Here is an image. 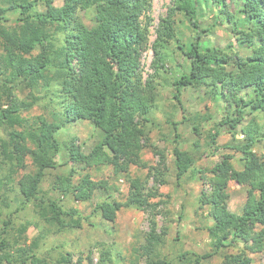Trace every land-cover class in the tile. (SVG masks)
I'll use <instances>...</instances> for the list:
<instances>
[{"label": "trees", "instance_id": "1", "mask_svg": "<svg viewBox=\"0 0 264 264\" xmlns=\"http://www.w3.org/2000/svg\"><path fill=\"white\" fill-rule=\"evenodd\" d=\"M55 1L0 0V264H51L38 255L39 243L27 244L28 230L35 227L49 237L82 228L87 217L67 207L64 200L88 202L97 192L104 199L94 211L105 221L115 222L122 209H137L149 212L151 223L134 260L125 262L123 257L113 258L109 251H103L97 264H158L167 232L158 230L161 203L152 200L162 196L158 186L166 184L167 157L146 131L158 106L159 92L154 78L145 79L142 71V52L148 48L153 22L152 0H62L60 6ZM239 1L241 8L234 12L227 0H173L167 14L159 19L152 45L156 74L173 62V45L189 62L188 75L174 82L173 99L183 112L184 88L191 87L219 102L226 100V87L238 78L250 95L219 124L228 127L236 143L231 149L242 155V169L235 167L233 155H224L211 169H199L194 156L178 146L176 136L177 180L188 177L201 181L200 205L209 210L212 220L207 228L212 253H185L181 260L188 264H203L232 248L236 253L224 254L219 264H255L251 255L264 254V0ZM211 5L218 10L215 24L225 25L238 48L248 55L233 47L204 46L203 35L208 29L201 27V9ZM80 12L86 13L91 26L79 17ZM186 22L194 32L188 42L181 31ZM110 60L124 64L121 79L111 78ZM228 68L234 72L224 71ZM52 87L61 110H54L52 119L26 116L40 100L36 93ZM25 91L29 94L23 98L20 95ZM173 117L174 113L166 122L176 130L179 123ZM78 121L89 122L98 135L88 153L75 138L65 146L58 138L66 124ZM194 132L200 135L198 126ZM220 134L217 129L210 135V147L216 151L221 148L217 145ZM258 145L263 153L255 156L253 150ZM145 149L160 158L156 167L143 160ZM62 154L68 164L98 169L110 166L116 175H124L130 184L126 199L111 201L112 191L119 193V189L106 180L96 181L86 174L75 181V170L56 175L49 189H44L47 173L58 168ZM132 166L148 170L155 186L149 189L142 179H133ZM232 183L246 190L240 213L229 209ZM31 210L36 221L27 219ZM21 213H27V220L16 224L19 217L14 215ZM88 260L93 264L91 257ZM57 263L74 264L73 254H62Z\"/></svg>", "mask_w": 264, "mask_h": 264}, {"label": "rangeland", "instance_id": "2", "mask_svg": "<svg viewBox=\"0 0 264 264\" xmlns=\"http://www.w3.org/2000/svg\"><path fill=\"white\" fill-rule=\"evenodd\" d=\"M56 5L63 4L62 0H56ZM230 10L237 12L241 8L239 0H227ZM152 11L150 17L153 20L150 27L149 45L142 52V71L144 78H154L157 85L159 98L158 106L150 116V122L147 124L146 131L160 150L167 157V173L165 176L166 184L158 186V193L162 195L152 202H159V214L156 221L159 232H167L165 244L160 249L161 259L158 264H188L185 260H181V256L185 253L197 254L205 256L212 253L210 240L208 237L207 228L212 225V220L209 217V210L201 208L200 196L204 187L201 181L185 179L178 181L176 177V169L174 165V148L176 147L175 140L179 135L178 146L182 150L189 151L196 159V167L199 169H211L216 163L222 160L224 155H233L234 165L237 169H242L240 161L242 155L231 149L236 144L229 134L228 127H219V124L229 115L235 112L241 106L244 98H249L245 89L242 87L238 78L236 82L226 87V100L219 102L206 98L203 92L191 87L184 88L182 92V101L185 111L173 99L176 93L174 86L175 80L182 78L189 73V62L177 50V46L173 45L176 52L173 53L174 60L169 62L166 71H161L156 74L153 67L154 54L152 45L156 39L155 30L159 19L166 15L170 6L173 5V0H152ZM214 5V4H213ZM211 5L209 8L201 9V27L208 29L205 33V45L222 49L234 48L241 55H248V52L239 49L235 37L231 34L228 28L223 25L215 24V16L217 15V7ZM213 8V10H211ZM79 17L87 26H91V22L86 13L80 12ZM186 26L182 27V36L186 42L192 40L194 32ZM109 71L111 78L121 79L125 74V66L118 61H109ZM226 72H231L233 68L225 69ZM222 74L225 75V72ZM225 77V76H224ZM103 89V87H100ZM55 88H42L36 93L40 97L39 102L25 115L28 117L44 115L52 119L51 113L59 112L61 107L53 95ZM29 91L21 94L25 97ZM173 121L179 123L178 129L166 122L167 117L172 116ZM184 117L190 119L184 122ZM205 121L202 118H209ZM249 120L245 121V123ZM194 126H198L200 135L194 132ZM217 129L221 130L218 137L217 145L220 150L216 151L214 147H210V135H213ZM0 131V136L2 135ZM58 138L63 146L72 139L77 140V144L82 147L86 153L90 152L95 145L98 135L94 127L89 122H73L66 124L62 131L58 134ZM241 139V137H238ZM195 143H199L196 147ZM230 147V148H226ZM263 153L262 145H258L253 150V155L259 156ZM144 161L151 166L156 167L160 158L156 156L151 149H145L142 153ZM31 163V162H30ZM58 168L47 173L46 181L43 184L44 189H49L50 183L56 175L67 174L70 170H75V181L79 180L86 174L96 181L106 180L113 189H119V193L112 191L111 201H124L129 192V182L124 175H116L114 169L110 166L101 168H85L82 165L68 164V158L65 154L60 155L58 160ZM33 166L29 164L28 171H31ZM130 176L134 179L140 178L143 183L150 189L155 186L154 179L150 177L148 170L139 169L132 166ZM231 199L229 209L234 213H240L246 202L245 188L238 186L235 183L230 185ZM104 199L101 192H97L94 199L88 202H75L73 199L64 200V204L69 208L78 209L87 220L83 223L82 228L68 230L53 236H42L41 232L35 227H30L28 230L27 244L39 243L40 249L37 253L40 257L46 258L51 264H58L62 254H73L74 264H90L88 258H92L93 264H97L101 257V253L109 251L113 258L117 256L123 257L125 262L134 260L136 249L146 242V236L151 229L150 213L137 209H122L115 222L105 221L100 214L94 211L98 202ZM163 201L164 203H162ZM14 215L16 224L23 223L30 219L36 221L34 212ZM2 223H0V230ZM45 238V239H42ZM237 249H228L212 258L205 259L203 264H219L223 261L224 254L236 253ZM255 264H264V254H252ZM81 261V262H80Z\"/></svg>", "mask_w": 264, "mask_h": 264}]
</instances>
